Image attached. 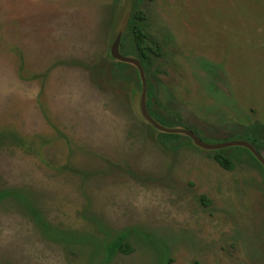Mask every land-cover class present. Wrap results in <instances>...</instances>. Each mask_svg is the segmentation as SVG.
Masks as SVG:
<instances>
[{
    "label": "rangeland",
    "instance_id": "obj_1",
    "mask_svg": "<svg viewBox=\"0 0 264 264\" xmlns=\"http://www.w3.org/2000/svg\"><path fill=\"white\" fill-rule=\"evenodd\" d=\"M0 264H264V0H0Z\"/></svg>",
    "mask_w": 264,
    "mask_h": 264
},
{
    "label": "trees",
    "instance_id": "obj_2",
    "mask_svg": "<svg viewBox=\"0 0 264 264\" xmlns=\"http://www.w3.org/2000/svg\"><path fill=\"white\" fill-rule=\"evenodd\" d=\"M138 31H134L133 36L135 39V42L137 43V47L140 50L141 46H143L144 48L146 47V53H144L143 55H141V60L143 65L147 68L150 64L151 61L155 58H160L161 56L159 55V53L157 52V48L156 46H154V44L151 43L148 35H144L141 33L142 28L141 27H137ZM142 52V51H141ZM153 56V58H152ZM165 122L169 121L168 119H164ZM163 126H165L164 124H162ZM242 148L244 151L250 152L248 149ZM216 160L218 161V163L226 170H233V163H231L230 160H228L222 153L221 151L217 153L216 156Z\"/></svg>",
    "mask_w": 264,
    "mask_h": 264
},
{
    "label": "water",
    "instance_id": "obj_3",
    "mask_svg": "<svg viewBox=\"0 0 264 264\" xmlns=\"http://www.w3.org/2000/svg\"><path fill=\"white\" fill-rule=\"evenodd\" d=\"M114 57H116L117 59L124 61V62H128V63H133L134 61L128 58H125L123 56H121L117 50L114 52ZM137 67L139 69L140 75L142 76V78L144 77V72L143 69L141 67L140 64H137ZM145 117L148 119V121H150L153 125L157 126L160 130H163L165 132H169V133H179L182 132L184 134H186L187 136H189L198 146L205 148V149H209V150H220V149H226V148H231V147H237V146H242L247 148L248 150L253 151L252 147L248 144V143H244V142H239V143H227V144H221V145H207L204 144L195 134H193L190 131H180V130H168L165 129L157 124H155L153 122V120L150 118V116L148 114H146V112L144 113Z\"/></svg>",
    "mask_w": 264,
    "mask_h": 264
}]
</instances>
